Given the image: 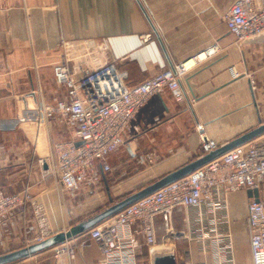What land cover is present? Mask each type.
<instances>
[{"label":"crops","instance_id":"obj_1","mask_svg":"<svg viewBox=\"0 0 264 264\" xmlns=\"http://www.w3.org/2000/svg\"><path fill=\"white\" fill-rule=\"evenodd\" d=\"M233 1L0 0V186L11 193L30 186L34 194V201L17 209L8 223L0 221L4 252L26 245L28 225L34 227L30 234L47 236L97 212L103 195L82 196L85 185H102L109 196L197 158L202 153L199 123L221 145L264 121V33L236 41L225 18ZM69 37L104 43L106 58L127 72L131 84L194 58L215 42L221 45L218 53L195 58L182 77L183 102L164 89L134 114L123 135L126 144L92 164L101 183L99 178L86 179L73 191L59 184L48 163L40 161L48 160L56 142L74 135V125L58 107L67 90L56 83L53 72L62 57L60 41ZM230 67L240 75L233 77ZM148 152H154L153 160H142ZM139 163L142 166L134 167ZM83 190L84 195L93 193ZM260 194L264 198L262 187ZM249 199L244 189L229 195L238 263V237L241 240L243 215L248 228ZM189 212L182 208L174 213L176 229L187 228ZM85 232L16 264H100L101 249ZM163 233L161 229L154 253L137 235V264H154L158 254L172 250L185 260L181 264L204 256L195 239ZM177 239L186 245L177 248Z\"/></svg>","mask_w":264,"mask_h":264},{"label":"built area","instance_id":"obj_2","mask_svg":"<svg viewBox=\"0 0 264 264\" xmlns=\"http://www.w3.org/2000/svg\"><path fill=\"white\" fill-rule=\"evenodd\" d=\"M225 18L237 42L255 38L264 33V0H234ZM149 37L150 33L144 35L146 40ZM59 46L62 57L53 66L54 78L67 93L58 107L74 125V135L56 142L48 160L41 158L40 161L48 163L55 180L72 191L86 179L97 178V171L92 169L94 161H105L111 151L126 144L123 135L130 129L134 114L151 95L168 89L177 102H183L186 93L181 79L195 58L212 56L221 49L215 42L194 58L131 84L127 81V72L106 58L104 43L88 37H69L61 39ZM190 60L193 62L188 64ZM230 71L233 77L240 75L234 67ZM197 130L201 154L220 145L206 133L202 123ZM79 140L83 142L77 143ZM154 156V152H148L140 158L152 161ZM263 181L264 133L125 206L85 234L99 245L100 264H137V235L143 237L154 253L161 229L163 235L197 241L198 250L204 256L192 259L189 264H238L229 195L242 189H260ZM33 201L30 186L13 193L0 186V221L8 223L17 209H25ZM182 208L190 209L188 226L176 229L173 216ZM247 222L251 254L248 264H264V198L249 199ZM33 228L26 227V245L46 237L42 233L32 235ZM3 252L0 240V253ZM59 253L58 249L55 255ZM5 264H16V261Z\"/></svg>","mask_w":264,"mask_h":264},{"label":"water","instance_id":"obj_3","mask_svg":"<svg viewBox=\"0 0 264 264\" xmlns=\"http://www.w3.org/2000/svg\"><path fill=\"white\" fill-rule=\"evenodd\" d=\"M264 133V121H260L258 125L249 129L248 131L226 141L225 143L219 145L218 147L207 151L197 158L185 163L184 165L167 172L166 174L150 181L144 186L140 187L137 190L129 193L119 200H113L111 193L109 192L111 203L103 208L100 211L95 212L91 216L70 225L66 229L56 231L40 241L24 245L22 247L5 251L0 253V264H5L8 262H14L20 260L24 257L30 256L38 251L47 249L51 246H54L58 243H61L71 237H74L80 233H83L95 226L96 224L102 222L103 220L111 217L119 210L123 209L125 206L135 202L136 200L156 191L162 186L173 182L193 170L201 167L207 162L211 161L214 158H217L224 154L226 151L232 149L233 147L243 144L254 137ZM82 140L77 141V143H82ZM247 195L251 198L254 197L256 200L261 199L260 189L259 188H248ZM154 264H179L178 257L175 250H172L168 253H160L154 259Z\"/></svg>","mask_w":264,"mask_h":264},{"label":"rangeland","instance_id":"obj_4","mask_svg":"<svg viewBox=\"0 0 264 264\" xmlns=\"http://www.w3.org/2000/svg\"><path fill=\"white\" fill-rule=\"evenodd\" d=\"M136 166H142V164L139 163V165L137 164L134 167H136ZM97 178L100 179V183H101L102 181H101L100 175L97 176ZM149 182L150 181H148V180L142 181V182H140V184L136 185L135 189H132V190H131V188H129L127 190H125L123 188H120L121 190H118L117 192L114 191V193L113 192L111 193L112 198H113L114 201L115 200H119V199L123 198L124 196L128 195L129 193L133 192L134 190L139 189L140 187L144 186L145 184H147ZM100 183H97V184H100ZM99 186L100 185H91V186L85 185L82 188L83 193L81 194L82 196H88V195H92V194H97L98 195V192H99V194H102L103 195L102 196L103 197V202H102V204L100 205V207L98 208L97 211L102 210L103 208H105L106 206H108L111 203L110 197L107 196L106 192L104 193V188H102V185H101V187H99ZM131 186H132V184H131ZM261 187H262V189L264 188V181L262 182ZM85 188L86 189L89 188L90 190H92L93 193H91V191H89L90 193L84 195L85 194V192H84L85 190H83V189H85ZM129 190H131V191H129ZM35 220L36 219H34V217H32V219L30 221H32V224H34ZM244 220H245V217L243 215V221H242V224L243 225L241 227L242 230L240 231L241 240L238 237V245H239L238 246V248H239V252H238L239 259L238 260L240 262L238 264H248L250 262V260H251V255H250V251H249V244H248L249 243V230L246 227V224H245ZM239 240H240V242H239ZM159 241H161V239H159ZM186 243L187 242L185 240H182V239H180V240L177 239L176 240V246H177V248L184 247L186 245ZM183 260L184 259L181 260V258L178 259L179 264L185 262V260L184 261Z\"/></svg>","mask_w":264,"mask_h":264},{"label":"bare ground","instance_id":"obj_5","mask_svg":"<svg viewBox=\"0 0 264 264\" xmlns=\"http://www.w3.org/2000/svg\"><path fill=\"white\" fill-rule=\"evenodd\" d=\"M193 62V60H190L189 62H188V64H191Z\"/></svg>","mask_w":264,"mask_h":264}]
</instances>
